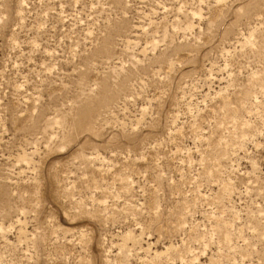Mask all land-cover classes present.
<instances>
[{
  "label": "rangeland",
  "instance_id": "1",
  "mask_svg": "<svg viewBox=\"0 0 264 264\" xmlns=\"http://www.w3.org/2000/svg\"><path fill=\"white\" fill-rule=\"evenodd\" d=\"M0 264H264V0H0Z\"/></svg>",
  "mask_w": 264,
  "mask_h": 264
}]
</instances>
